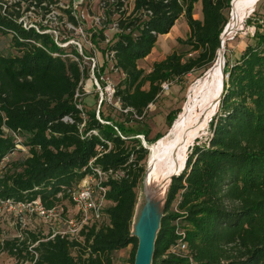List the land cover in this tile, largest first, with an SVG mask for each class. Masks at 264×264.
<instances>
[{
	"label": "trees",
	"instance_id": "16d2710c",
	"mask_svg": "<svg viewBox=\"0 0 264 264\" xmlns=\"http://www.w3.org/2000/svg\"><path fill=\"white\" fill-rule=\"evenodd\" d=\"M196 1L132 0L130 13H121L108 48L115 51L114 66L123 75L115 90L123 107L141 115L156 100L162 83L192 71L201 76L214 63L231 0H200L201 19L193 17ZM181 16L189 31L177 41L188 46V52L173 50L154 61L149 71L140 68L137 61ZM19 17L0 0V35H10L15 50L0 51V203L39 199L45 207H66L69 189L85 174L101 142L97 135L82 138L79 132L83 116L74 96L87 71L62 57L64 48L50 34L24 27ZM254 28L237 60L224 64L228 75L218 110L208 122L206 143L190 148L185 168L170 183L151 264H264V17ZM99 35L104 38L102 30ZM66 115L72 123L62 120ZM125 121L102 124L94 111L86 113L83 133L96 129L112 144L96 163L118 175L108 180L110 204L104 220L84 226L72 238H49L52 232L43 234L41 227L22 239L0 233V253L16 264L35 255L34 264H114L113 252L130 246L128 264H133L137 239L130 228L149 151L136 137L146 138L147 132ZM14 133L26 153L15 147ZM179 230L187 243L185 257L170 251Z\"/></svg>",
	"mask_w": 264,
	"mask_h": 264
},
{
	"label": "rangeland",
	"instance_id": "374dc122",
	"mask_svg": "<svg viewBox=\"0 0 264 264\" xmlns=\"http://www.w3.org/2000/svg\"><path fill=\"white\" fill-rule=\"evenodd\" d=\"M118 1L122 3V6L118 7ZM3 2L6 3L9 11L20 14V20L23 23H33L37 26L43 24L46 26L45 31L64 48V52L73 54V50H77L83 56V61H80V63L84 70L90 68L91 60L89 57H94L98 62L99 71L104 77L103 80H99L100 85L102 84L101 82L105 83L106 80L112 83L116 90L117 84L123 75L114 66V62L105 56L104 52L107 40H109V43L115 41V25H118V19L123 11H126L127 15L130 13L132 0H58L57 3L52 4H46V2L38 4L35 0H3ZM263 4L264 0H259L255 7L256 11L247 17L251 22L247 23L246 18L243 25L226 43L224 55L225 63L228 62V65H232L237 60L246 44L250 42L255 29V21L264 17ZM231 8L230 5L226 10L227 21L230 17ZM70 16L73 17L74 21H71ZM143 17L146 16L144 15ZM193 17L201 19L200 0L194 3ZM101 30L104 38L99 35ZM188 31L184 17H179L168 33L157 36L151 52L145 58L137 61L138 66L145 71H149L154 61L162 59L173 50L180 53L188 52V46L177 41L178 37L185 39L188 36ZM0 51L3 53L15 52L10 45V35H0ZM191 54H194V52ZM94 76H97L96 70ZM199 77V71H192L182 77L166 82L168 88L161 90L156 100L145 109L141 119H136L121 112L113 104L116 99L115 96L111 101L107 99L100 102L97 86L89 70L81 79L77 102L81 105L85 115L87 112L94 111L96 114L99 111L101 119H109L110 123L115 121L124 122L126 120L125 124L129 127L133 126L137 130H145L147 132L146 138L143 134L137 135L143 136L147 146L157 142L169 131L188 99L192 84ZM224 78L225 76L223 75ZM209 133L208 126L205 133L198 137V140L190 148L192 149L195 145H204ZM139 139L142 141L141 138ZM190 151L189 149L187 155H189ZM136 194L139 207H135L131 229L137 223L140 209L144 203L142 181L137 185ZM1 212L3 213L0 215V233L4 237H10L16 231L12 223V217L7 209L3 208ZM37 223L43 225L38 220ZM129 252L130 246L113 252L114 264H128ZM0 264L14 263L6 253L1 252Z\"/></svg>",
	"mask_w": 264,
	"mask_h": 264
},
{
	"label": "built area",
	"instance_id": "2783aa9c",
	"mask_svg": "<svg viewBox=\"0 0 264 264\" xmlns=\"http://www.w3.org/2000/svg\"><path fill=\"white\" fill-rule=\"evenodd\" d=\"M18 22L23 23V21L20 20V17L18 18ZM40 25L44 26L43 24ZM40 25L37 26L33 23H23V26L26 28L33 27L39 32H46L45 29L40 30ZM115 26V30L117 32L118 25ZM55 43L59 47H62L56 40ZM108 43L109 40H107V46L104 54L107 58L113 61V55L115 51L108 48V46L111 45V43ZM77 44L79 45V43ZM75 52L78 55H81L77 50ZM75 52L73 54L65 52L62 57L67 56L71 60L77 61L80 65L81 70H84L80 63V61H83V56L81 55L82 59H80ZM53 55L58 54L53 53ZM89 59L91 60V62L90 68L88 70L90 71L91 76L93 77L94 82L97 86L100 95V102L107 99L111 101V99L115 96V89L112 86V83L105 80V83L101 82L102 84L100 85L99 80H103L104 77L99 71L98 62L94 57H89ZM88 70H86L87 73ZM95 70L97 71L96 77L94 76ZM80 84L81 80L78 84L74 96V104L76 108L81 111V114L83 116V120L79 124V132L82 138L90 135H97L100 137L101 142L97 145L96 155L89 160L86 169L87 171L78 181V183H76L71 189H69L66 199V207H64L60 203L52 207H45L39 199L17 202L12 201L11 199H5L4 201H1L0 215H2L3 213L1 212L3 208L7 209L12 217V223L16 229L15 233H13L10 237L22 239L24 237L23 235L26 232L37 233L39 231V227H41L42 229H45L43 231V234H46L48 231L52 232L49 238L53 237L54 235L72 238L75 237L79 233L80 229H82L84 226L101 223L105 218L104 210L110 204L109 200L107 199L108 180L110 178H117L118 175L111 169L105 170L96 163V159L102 156L111 148V142L109 140L103 139L98 134V131L96 129H90L87 132L83 133L86 115L81 105H79L77 102L78 88ZM161 88H168V84L166 82L162 83ZM113 104L116 105L117 108L126 115L135 117L136 119H141L143 117L144 112L139 115L134 111L133 108L123 107L118 98L113 101ZM95 118L102 124H111L110 121L101 119V117L99 116V111L96 112ZM62 120L69 123L73 122V119L67 115L64 116ZM115 129L122 138H125V136H123L116 127ZM14 137L16 141L15 147L26 153V148L20 143L19 136L14 133ZM136 137L141 138V142H144L142 135H136ZM37 220L43 225L37 223ZM177 233L180 235V238L178 239L177 243L170 249V251L177 256L185 257L187 256V243L185 240H183L184 232L182 230H179L177 231ZM36 243L37 242L29 245V249H31ZM188 258L190 257L188 256ZM35 260L36 255L32 261L21 262L20 264H34ZM13 263L16 264V261L13 260Z\"/></svg>",
	"mask_w": 264,
	"mask_h": 264
},
{
	"label": "bare ground",
	"instance_id": "6f19581e",
	"mask_svg": "<svg viewBox=\"0 0 264 264\" xmlns=\"http://www.w3.org/2000/svg\"><path fill=\"white\" fill-rule=\"evenodd\" d=\"M257 2L259 0H237L232 2L233 5L231 3L230 17L221 32V44L214 63L192 84L188 99L169 131L157 142L147 145L150 153L143 187L148 205L140 221V252L144 254L139 264H148V243L157 227L170 174L182 170L188 150L205 133L208 122L218 110V104L211 107L210 103L218 95L220 83H224L226 43L238 31L242 21L252 13L249 11L256 7Z\"/></svg>",
	"mask_w": 264,
	"mask_h": 264
},
{
	"label": "water",
	"instance_id": "95a60500",
	"mask_svg": "<svg viewBox=\"0 0 264 264\" xmlns=\"http://www.w3.org/2000/svg\"><path fill=\"white\" fill-rule=\"evenodd\" d=\"M232 1L233 0H231L230 5H231ZM254 9H255L254 7L251 8V10L249 11V13L250 12H253ZM219 38H220V44H221V34H220ZM222 64H223V60H222ZM223 74H224L225 77H227V75H228V74H225V72H223ZM223 92H224V83L221 82L220 83V91H219L218 95L216 97H214V99L211 101V103H210L211 104V107L215 106L216 104L219 105L220 100H221V98L223 96ZM142 145H143V147H145V148L148 149V147L146 146L145 140H144V142H142ZM148 151H149V149H148ZM148 156H149V152H148L147 158H148ZM146 162H148L147 159H146ZM146 162H145V170H144V173H143L142 179H141V181H142V188H143V194H144V203H143V205H142V207L140 209V213L138 215L137 223L135 225H133V229L130 228L131 235L135 236L136 239H137V247H136V251H135V255H134V262H133V264H139L140 258L144 254V253H141L140 252V247H141L140 221H141V218L143 216V211H144L145 207H147V205H148V200H147V197H146V194H145V190H144V187H143V179L146 177V164H147ZM184 168H185V165L183 166L182 170ZM182 170L180 172H175V173L173 172L169 176V183H168V186H167V190H166V193H165V197H164L163 202H162V207H161V212H160L159 219H158V222H157V227L153 231L151 240L148 243V251L146 253V254L149 255V257H148V264H151V261H152V255H153V250H154V243H155V239H156V234H157V231L159 229L160 219L162 217L163 207H164V203H165V200H166V196H167V192H168L170 183H171V181H172V179L174 177L180 175V173L182 172ZM135 207L136 208L139 207V204H137V202H136ZM134 211H135V208H134ZM133 217H134V213H133ZM133 217H132V220H133ZM131 224H132V221H131Z\"/></svg>",
	"mask_w": 264,
	"mask_h": 264
}]
</instances>
